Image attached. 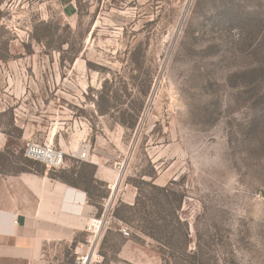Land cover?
I'll return each mask as SVG.
<instances>
[{"label": "rangeland", "instance_id": "obj_1", "mask_svg": "<svg viewBox=\"0 0 264 264\" xmlns=\"http://www.w3.org/2000/svg\"><path fill=\"white\" fill-rule=\"evenodd\" d=\"M0 133V173L110 198L92 264H264V0H0Z\"/></svg>", "mask_w": 264, "mask_h": 264}, {"label": "crops", "instance_id": "obj_2", "mask_svg": "<svg viewBox=\"0 0 264 264\" xmlns=\"http://www.w3.org/2000/svg\"><path fill=\"white\" fill-rule=\"evenodd\" d=\"M6 143L0 133V149ZM91 163L94 178L104 182L110 193L114 171ZM121 197L131 205L134 194L126 189ZM93 217H99L98 207L85 189L56 175L0 173V264H76L89 251L85 228ZM142 250L127 240L107 264H152Z\"/></svg>", "mask_w": 264, "mask_h": 264}, {"label": "built area", "instance_id": "obj_3", "mask_svg": "<svg viewBox=\"0 0 264 264\" xmlns=\"http://www.w3.org/2000/svg\"><path fill=\"white\" fill-rule=\"evenodd\" d=\"M24 156L29 160L44 164L46 168L51 170L59 169L64 165V154L62 151L53 149L50 146H42L34 142L26 144ZM103 208L104 210L102 211L101 215L99 217H93L89 219L86 225V244L89 248V251L88 253L79 256L76 259V264H92L95 261V244L99 235L105 229L110 219V198L105 200V202L103 203ZM119 232L125 237L129 236V232L125 227H121L119 229ZM90 255H94V258H91L88 261Z\"/></svg>", "mask_w": 264, "mask_h": 264}, {"label": "trees", "instance_id": "obj_4", "mask_svg": "<svg viewBox=\"0 0 264 264\" xmlns=\"http://www.w3.org/2000/svg\"><path fill=\"white\" fill-rule=\"evenodd\" d=\"M49 175H53L52 173H48ZM58 178L59 179H61V180H63L61 177H59L58 176ZM64 181V180H63ZM66 183H68V182H66ZM70 184V183H69ZM70 185H73V186H76V187H79V186H77V185H75V184H70ZM135 187H137V186H135ZM86 192H87V190H85ZM101 213H102V211H101V209L100 208H98V216H100L101 215ZM106 264V263H105Z\"/></svg>", "mask_w": 264, "mask_h": 264}, {"label": "bare ground", "instance_id": "obj_5", "mask_svg": "<svg viewBox=\"0 0 264 264\" xmlns=\"http://www.w3.org/2000/svg\"><path fill=\"white\" fill-rule=\"evenodd\" d=\"M82 153H83V152H82ZM90 257H92V258H93V256H91V255H90V256H89V258H88V261H89V259H91Z\"/></svg>", "mask_w": 264, "mask_h": 264}]
</instances>
